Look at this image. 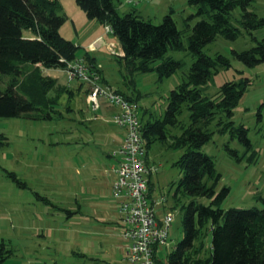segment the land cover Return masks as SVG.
Instances as JSON below:
<instances>
[{"label": "rangeland", "instance_id": "rangeland-1", "mask_svg": "<svg viewBox=\"0 0 264 264\" xmlns=\"http://www.w3.org/2000/svg\"><path fill=\"white\" fill-rule=\"evenodd\" d=\"M60 1L59 15L65 21L59 33L79 47L76 57L89 54L97 58L102 84L137 103L143 126L149 121L163 120L171 91L187 80L194 61L186 49L185 36L181 39L184 49L168 50L163 56V60L172 58L181 66L170 77L160 78L156 67L162 60L150 63L154 70L140 72L126 65L118 46L111 49L104 43L99 45L104 47L100 52H96L97 48L90 52L86 47L90 36L104 33L114 44L116 39L107 34L106 28L88 20L75 0ZM126 1L117 4L120 16L132 8ZM137 9L154 25L161 24L163 17L172 12L181 31L185 20L195 12L186 0L142 1ZM248 11L264 18V0H252ZM240 15V8L232 12L235 21ZM235 26L240 31L235 40L218 37L202 49L211 58L222 55L229 59L230 68H219L200 89L204 96L215 97L223 84L249 80L233 109L231 121L235 128L244 127L250 148L257 156L251 162L252 151L240 140V135L216 132L215 122L209 127L213 131L210 141L200 150L214 161L220 175L217 188L230 189L223 209H261L264 206V63L248 67L233 52L255 46V41L264 38V27L249 34L237 23ZM43 73L72 94L60 97L56 108L60 116L56 119L0 118V264H121L124 244L120 238L118 203L111 195L115 161L110 158L123 138V131L113 121L117 109L102 99L100 107L94 109L86 101L87 85L69 80L65 70L44 69ZM6 81L7 77H3L1 90L5 89ZM188 115L185 110L179 125L165 126V140L152 139L146 148V162L157 169L151 174L150 194L157 201L165 198L163 206L174 216L169 246L161 257L165 262L182 238V206L188 201L181 192L175 198L178 181L183 176L178 164L183 149L171 145L174 136H179L189 124ZM8 173L14 174L18 182ZM161 209L157 213L161 214ZM210 239L209 233L206 241Z\"/></svg>", "mask_w": 264, "mask_h": 264}, {"label": "trees", "instance_id": "trees-1", "mask_svg": "<svg viewBox=\"0 0 264 264\" xmlns=\"http://www.w3.org/2000/svg\"><path fill=\"white\" fill-rule=\"evenodd\" d=\"M142 1L149 0H127L132 8L120 16L117 12L120 0H75L88 20L110 29L107 34L119 43L123 52L121 58L135 70H154L149 67L150 63L162 60L156 67L159 77L173 75L181 64L172 58L163 60V56L168 50L184 49L183 36L186 49L194 59L187 80L171 91L163 120L142 125L147 148L152 139L165 140V126L179 125L184 111L189 112V124L171 143L183 149L178 161L183 176L175 193V198L181 192L188 200L182 206V238L167 261L158 264H264V206L261 209H223L230 189L217 188L220 175L214 161L200 150L210 141L213 131L209 127L214 122L216 132L238 133L246 147H251L244 127L235 128L231 121L233 109L249 86V80L225 83L215 97L204 96L200 87L205 86L219 68H230V62L222 55L211 58L202 49L218 37L235 40L240 33L235 23L250 34L264 27V18L248 11L252 0H186L195 12L185 20L181 31L172 12L166 14L159 25L145 20L137 9ZM60 2L0 0V84L3 77H7L5 89H0V118H58L60 113L56 108L60 97L72 93L44 75L43 70H66L67 64L75 60L97 67L95 58L89 54L76 57L79 47L60 35L59 29L65 21V17L59 15ZM236 8L241 10L237 21L232 16ZM196 19L194 25L189 24ZM255 42L248 50L233 52L235 58L248 67L264 63V38ZM99 77L101 82L100 71ZM256 156L252 151L249 160L254 162ZM8 174L18 182L14 174ZM209 233L208 243L206 235Z\"/></svg>", "mask_w": 264, "mask_h": 264}, {"label": "built area", "instance_id": "built-area-1", "mask_svg": "<svg viewBox=\"0 0 264 264\" xmlns=\"http://www.w3.org/2000/svg\"><path fill=\"white\" fill-rule=\"evenodd\" d=\"M106 32L110 29L106 28ZM69 80L87 85L86 101L94 109L100 99L117 109L113 121L123 131V138L110 158L115 161L116 175L111 184V195L118 203L117 215L120 238L124 244L123 264H158L159 253L169 246V230L174 220L166 211L158 218L157 209L165 198L157 201L150 194V177L157 169L146 162L147 149L138 105L125 99L111 86L100 82L98 67L84 60L67 64Z\"/></svg>", "mask_w": 264, "mask_h": 264}, {"label": "crops", "instance_id": "crops-1", "mask_svg": "<svg viewBox=\"0 0 264 264\" xmlns=\"http://www.w3.org/2000/svg\"><path fill=\"white\" fill-rule=\"evenodd\" d=\"M144 14L145 15H147V17L149 16L150 17V14L148 13V12H144ZM112 39H110L109 37H107V36H104V33L102 34V33H99V34H94L93 36H90L88 39H87V41H86V47H88V50L91 52V50H95V48H97V53L98 52H100L101 50H103L104 49V47H102V48H100L99 47V45L100 44H104V43H106V45H107V47L108 48H111V49H115V48H117V46L120 48L119 50H120V53H121V56L123 55V52H122V49H121V47H120V45H119V43H116V44H114L113 42H109V41H111ZM117 42V41H116ZM92 58H94V57H92ZM95 60H96V62H97V58H95ZM96 62H95V64H96ZM87 93V92H86ZM113 176V180H112V182L114 181V179H115V177H116V175L114 174V175H112ZM151 178V177H150ZM150 184H151V182H150ZM149 187H150V191L152 190L151 189V186L149 185ZM152 195V194H151ZM162 209V212H161V214H159L158 213V218H161L162 217V215L166 212V208L164 207V206H162L161 207ZM208 243H209V241H208ZM164 251V250H163ZM162 251V252H163ZM162 252L161 253H159V261H161V257H162ZM123 258H124V253H123V249H122V262H121V264H123ZM161 263H165V260H163L162 259V261H161Z\"/></svg>", "mask_w": 264, "mask_h": 264}]
</instances>
